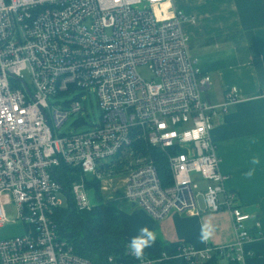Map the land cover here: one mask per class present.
Here are the masks:
<instances>
[{
	"label": "built area",
	"instance_id": "1",
	"mask_svg": "<svg viewBox=\"0 0 264 264\" xmlns=\"http://www.w3.org/2000/svg\"><path fill=\"white\" fill-rule=\"evenodd\" d=\"M173 0H0V227L12 202L25 232L0 238V264H92L57 233L54 210L65 196L56 167L81 170L70 185L78 210H90L85 177L98 182L107 202L139 206L154 219L170 212L229 213L232 243L174 251L107 264H161L182 258L198 264L215 255L243 263L252 239L236 192L224 187L220 157L211 138L213 118L237 99L229 88L221 102L203 97L210 78L188 53ZM145 65L154 77L137 71ZM26 72L29 80L24 79ZM77 91L50 106L49 97ZM93 92L100 120L84 131L57 133L80 113ZM141 140L164 156L170 183L162 185L150 157L132 146ZM114 174H119L116 181ZM204 182L200 186L199 181ZM117 189L107 193L108 188ZM202 199V207L199 199ZM259 223L254 220V228Z\"/></svg>",
	"mask_w": 264,
	"mask_h": 264
},
{
	"label": "crops",
	"instance_id": "2",
	"mask_svg": "<svg viewBox=\"0 0 264 264\" xmlns=\"http://www.w3.org/2000/svg\"><path fill=\"white\" fill-rule=\"evenodd\" d=\"M172 6L194 20L187 18L181 26L195 66L210 78L203 97L217 104L229 88L237 91L238 100L213 118L211 138L220 157L225 189L236 192L240 209L250 215L246 226L253 237L243 245L249 254L242 264H264V0H173ZM110 208L111 212L105 207L107 214L119 215L127 239L143 225L156 230L158 239L146 253L169 252L175 242L202 248L235 239L225 210L173 211L154 219L123 200L117 208ZM254 220L259 223L257 229ZM203 225L211 228L206 239L201 238Z\"/></svg>",
	"mask_w": 264,
	"mask_h": 264
},
{
	"label": "trees",
	"instance_id": "3",
	"mask_svg": "<svg viewBox=\"0 0 264 264\" xmlns=\"http://www.w3.org/2000/svg\"><path fill=\"white\" fill-rule=\"evenodd\" d=\"M132 146L150 157L156 167L162 185L170 183L166 161L164 156L156 148L146 145L141 140H133ZM81 175L80 168L59 165L56 167L55 177L62 185L65 194V204L56 208L53 219L57 226L59 237L65 239L73 248V251L88 258L92 264H107V257L113 256L126 260L125 251L128 239L121 232V221L117 214L108 215L102 201L95 202L90 210H78L70 195V185ZM86 189L92 186L91 194L99 196L98 182L92 177H85ZM179 242L171 245V250ZM156 253H146L156 255ZM224 261V262H223ZM241 264L234 259L215 255L209 260L198 264ZM161 264H187L182 258L164 260Z\"/></svg>",
	"mask_w": 264,
	"mask_h": 264
},
{
	"label": "rangeland",
	"instance_id": "4",
	"mask_svg": "<svg viewBox=\"0 0 264 264\" xmlns=\"http://www.w3.org/2000/svg\"><path fill=\"white\" fill-rule=\"evenodd\" d=\"M137 71L139 74L146 79L147 81H153L154 77L151 74V72L148 70V68L145 65H139L137 66ZM24 79L26 81L29 80V77L26 72L23 73ZM77 91H68V92H62L58 94L57 96L49 97L48 102L50 106H54L57 103H63L66 100H70L73 98L74 95H77ZM85 100L81 101L83 108L80 113H75L73 115L68 116L67 120L64 122L63 125H61L59 128H57V133H69V132H78V131H84L88 128H90L92 125H95L100 120V109L97 104L96 96L93 92H89L85 96ZM120 176L119 174H114L111 178L113 181H116ZM80 176L78 177V179ZM200 186H204V182L201 180L199 181ZM86 186V185H85ZM93 187V186H92ZM92 187L88 188L90 192V200L91 205H93L95 202L102 201L105 205V207H109V212L112 211V208H117L119 203L122 200H119L118 197L115 196V200L111 202H107L106 197L107 194H102L98 187L99 196H93L91 194ZM118 192L117 189H114L112 187L108 188L107 193H116ZM59 195V198L61 199L62 203L65 204V197L63 195ZM5 213H6V219L7 222L0 227V238H7L12 237L15 235H20L25 232V227L21 220L16 219L17 213L15 210V206L12 202H9L5 204L4 206ZM111 210V211H110ZM224 262V261H223Z\"/></svg>",
	"mask_w": 264,
	"mask_h": 264
},
{
	"label": "clouds",
	"instance_id": "5",
	"mask_svg": "<svg viewBox=\"0 0 264 264\" xmlns=\"http://www.w3.org/2000/svg\"><path fill=\"white\" fill-rule=\"evenodd\" d=\"M211 228L207 225L202 226L201 238L206 239L210 234ZM158 239V233L154 228L147 225L141 226L137 232L131 235L127 241V249L137 258L144 255L145 249L151 246Z\"/></svg>",
	"mask_w": 264,
	"mask_h": 264
}]
</instances>
